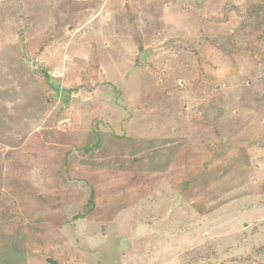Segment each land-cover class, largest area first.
<instances>
[{
	"label": "rangeland",
	"instance_id": "1",
	"mask_svg": "<svg viewBox=\"0 0 264 264\" xmlns=\"http://www.w3.org/2000/svg\"><path fill=\"white\" fill-rule=\"evenodd\" d=\"M15 235L25 264H264V0H0Z\"/></svg>",
	"mask_w": 264,
	"mask_h": 264
},
{
	"label": "trees",
	"instance_id": "2",
	"mask_svg": "<svg viewBox=\"0 0 264 264\" xmlns=\"http://www.w3.org/2000/svg\"><path fill=\"white\" fill-rule=\"evenodd\" d=\"M55 95L59 94L60 86L54 87ZM77 90L72 89L71 93H75ZM87 212L93 208L92 193L87 199ZM80 217V216H79ZM19 235H15L6 245L0 249V264H25V252L24 248L19 243Z\"/></svg>",
	"mask_w": 264,
	"mask_h": 264
},
{
	"label": "water",
	"instance_id": "3",
	"mask_svg": "<svg viewBox=\"0 0 264 264\" xmlns=\"http://www.w3.org/2000/svg\"><path fill=\"white\" fill-rule=\"evenodd\" d=\"M44 260L50 264H58L57 260L52 257H45Z\"/></svg>",
	"mask_w": 264,
	"mask_h": 264
}]
</instances>
